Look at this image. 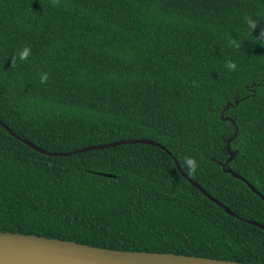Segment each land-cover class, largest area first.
<instances>
[{
	"label": "trees",
	"instance_id": "obj_1",
	"mask_svg": "<svg viewBox=\"0 0 264 264\" xmlns=\"http://www.w3.org/2000/svg\"><path fill=\"white\" fill-rule=\"evenodd\" d=\"M262 30L264 0H0L4 126L45 152L169 153L46 156L0 127V231L264 264V231L244 223L264 225V203L243 182L264 197ZM227 139L243 181L220 168Z\"/></svg>",
	"mask_w": 264,
	"mask_h": 264
},
{
	"label": "water",
	"instance_id": "obj_2",
	"mask_svg": "<svg viewBox=\"0 0 264 264\" xmlns=\"http://www.w3.org/2000/svg\"><path fill=\"white\" fill-rule=\"evenodd\" d=\"M227 105L219 112V119L221 121H228L233 124L232 119L222 118L224 110ZM0 127L7 132L8 135L20 141L31 150L46 156L64 157L75 153L87 152L91 150H101L118 145L125 144H143L157 147L164 151L167 155L169 153L164 148L152 141L145 139H129L119 140L116 142L88 146L76 149L72 152L53 153L45 152L30 142L19 138L12 133L6 126L0 122ZM236 128L232 136H235ZM230 139L225 141V150L228 154L227 159L220 164V168L226 174H229L235 179L242 180L241 177L233 173L225 165L231 161L234 152H230L228 143ZM176 171L185 179L192 187H194L202 196L220 207L224 213L237 219L226 207L208 196L196 183L190 180L179 168L176 161L173 159ZM102 177H110L107 174H100ZM247 188L256 195L263 203L264 197L260 195L251 185L243 181ZM244 223L256 227L264 231V225L257 222L244 220ZM0 264H242L233 261L209 259L204 257H194L186 255H177L170 253H151L142 251H119L112 249H105L100 247L89 246L85 244L75 243L71 241H62L59 239H52L37 235H28L21 233L1 232L0 231Z\"/></svg>",
	"mask_w": 264,
	"mask_h": 264
},
{
	"label": "clouds",
	"instance_id": "obj_3",
	"mask_svg": "<svg viewBox=\"0 0 264 264\" xmlns=\"http://www.w3.org/2000/svg\"><path fill=\"white\" fill-rule=\"evenodd\" d=\"M59 4V0H52V5L53 6H57ZM247 24L249 26V28L253 31L256 27H257V23L254 20H248ZM258 39L261 42H264V30L261 31L260 36L258 37ZM230 43L233 46L239 47V43H238V39L232 38V40L230 41ZM30 55V49L25 47L23 49L22 52L19 53V59L21 61L26 60L28 58V56ZM16 63V57L12 58V64L13 66ZM226 67L230 70V71H235L236 70V64L232 61L227 62ZM48 82V74L47 73H42L40 76V83L44 84ZM183 167L187 168L189 174H194L197 170L198 164L196 162V160L190 156H186L183 158Z\"/></svg>",
	"mask_w": 264,
	"mask_h": 264
}]
</instances>
